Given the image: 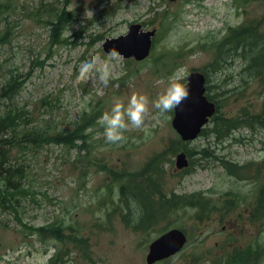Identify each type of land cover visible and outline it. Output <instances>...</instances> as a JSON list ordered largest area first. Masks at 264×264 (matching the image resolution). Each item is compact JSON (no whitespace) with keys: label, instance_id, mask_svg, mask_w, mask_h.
<instances>
[{"label":"rangeland","instance_id":"rangeland-1","mask_svg":"<svg viewBox=\"0 0 264 264\" xmlns=\"http://www.w3.org/2000/svg\"><path fill=\"white\" fill-rule=\"evenodd\" d=\"M0 4V33L6 34L0 41V88L10 76L18 77L22 84L12 101L1 99L0 113L15 105L25 111L28 121L44 123L48 119L53 131L71 128L84 111L97 109L98 102L102 106V113L88 130L85 148L30 144L14 149L7 158L12 167L23 172L20 191H24L16 201L23 221L37 226L62 221L88 238L92 257L69 242L62 264H147L149 244L160 235L158 228L163 222L156 227L134 228V214L125 221L123 214L128 209L123 206L121 213L116 201L125 184L120 178L155 163L161 155L159 183L164 188L183 194L203 192L207 197H221L223 203L231 192L245 198L229 207L231 213L223 221V210H213L203 223L178 207L176 211L185 214L182 220L190 229L186 231L188 243L155 264H212L213 258L226 257L234 246L245 249L256 242L264 246V218L256 222L250 219L261 196L258 185L264 181V168L262 177H255L257 166L264 161V127L238 128L224 138L209 131L182 143L171 123L173 111L165 119L151 106L177 69L185 74L183 83L191 71L200 69L207 71L211 93L217 99L231 95L222 101L221 112L230 116L243 106L259 111L264 83L254 74L253 57L259 53V45L264 46L263 35L260 42L259 38L241 41L237 50L219 45L231 29L233 34L234 29L247 28L259 20L264 26V0H0ZM51 7L73 13V19L65 23L63 41L53 46L51 26L46 22ZM165 12L175 13L174 25L161 36V25L171 22ZM134 23L146 30L156 29L150 54L141 61L115 52V58L110 59L103 44L115 49L118 43L110 41L126 35ZM135 39L138 48L145 45V36ZM158 55L163 58L155 62ZM93 56L98 65H112L107 85L95 71L84 80L78 79L82 62ZM220 85L227 90L225 95H218ZM133 93L149 98L144 124L137 129L129 122L126 139L110 144L98 120L116 99L127 104ZM213 124L212 120L207 127ZM203 148L213 154L201 164L193 163L187 155L191 160L187 171L176 170L179 152H200ZM199 156L196 153L193 158ZM221 159L246 163L248 167L240 170L245 177L239 178V171L230 173ZM126 197L131 198V194ZM21 230L15 210L0 205V264H36L38 257L53 258L59 246L55 239L41 242L35 240L37 234L24 236Z\"/></svg>","mask_w":264,"mask_h":264},{"label":"trees","instance_id":"trees-1","mask_svg":"<svg viewBox=\"0 0 264 264\" xmlns=\"http://www.w3.org/2000/svg\"><path fill=\"white\" fill-rule=\"evenodd\" d=\"M242 1V0H241ZM244 2L247 0H243ZM2 5L0 4V7ZM69 6V4H65ZM167 17H170L169 25H161V29L158 35H166L169 29L174 25V14L165 12ZM73 19V13L71 9L60 8L54 11V7L48 9L46 22L51 26L50 39L51 46L58 45L63 41L62 35L65 28V23ZM239 27V26H238ZM240 29V31H239ZM248 29L249 28H245ZM242 27L234 29V33L227 38L221 39L219 47L228 46L229 50H237L241 43ZM6 39V34L0 33V41ZM228 44V45H226ZM165 52L164 54H168ZM161 58L155 57V62H158ZM253 66L255 68L254 74L256 77H260L264 83V57L261 59V65L258 59L253 58ZM22 87L21 81L16 76H10L6 83L0 88V101L1 99H12L20 92ZM220 91L218 95H225L227 90L223 85H220ZM210 88L209 96L214 98L217 102V112L213 118V126L207 127L203 130V133L209 132L214 134L217 138H224L229 136L233 131L238 128L248 127L251 129L257 127H264V100L262 102L261 109L259 111H253L249 106H243L238 112L233 115H226L221 112L223 100L229 99L231 95L226 96L224 99H217L215 94L211 93ZM102 113V106L98 102L97 109L91 111H84L77 121L73 122V126L68 129L50 130L48 119L43 123L42 121L32 122L28 121L25 117V111L19 107L13 105V107L6 108L0 113V146H2V152L0 154V205L3 207H9L15 210L18 222L24 232V236H32L37 234L35 240L41 242L46 241L49 238L55 239L59 246L53 258L50 260V264H62L66 261L65 256L69 253L68 243H72L84 252V255L91 258L89 252L88 238L76 233L78 228L73 225H65L62 221H53L51 223L37 226L27 221H23V217L20 216L17 203L19 194L24 191H20L21 187L20 179L23 177V172L20 168L17 170H11L10 168L4 169L2 164L4 160L10 162L7 158L13 153L14 149L23 148L26 145H43L48 143H58L73 147L85 148V138L89 128L95 125L96 118ZM175 147L172 145L171 148ZM207 148H203L200 152H189L192 157V162L201 164L203 159H206L209 154H213V151L207 152ZM196 153H200L198 158H193ZM215 154V153H214ZM163 158L161 155L154 163L149 162L140 171L131 174L129 176L120 178L125 181V184L121 185L119 198L116 201L118 209L123 213L125 206L128 211L123 214L125 221H130L129 215L134 214V228L144 227L147 228L150 225H158L163 222V226L158 228V233L164 232L169 228L178 227L182 230L190 231L189 226L182 220L184 213L177 212L178 207H182L186 214L194 216L196 220L203 223H207L209 216L213 210H223V217L221 221L226 219L230 211L229 207L238 203L245 198L243 194L237 192H231L229 198H226L224 203L221 197L212 198L207 197L203 192H194L191 194L177 193L173 189H166L159 185V177L162 175L163 169L159 164V161ZM221 163L228 169L230 173H237L239 171V178L245 177L240 174V170L247 168V164H239V162L230 159H221ZM264 168V161L261 162L256 168L255 177L257 180L262 177L261 171ZM187 171V169L185 170ZM113 175L116 177L115 170H112ZM260 194L257 204L253 208V214L250 219L254 222L264 218V181H260ZM173 191L171 194L169 192ZM127 193L131 194V198L126 197ZM114 204V203H113ZM191 210L194 212L192 213ZM68 229L70 231H68ZM187 233V232H186ZM195 232H193V235ZM190 238V237H189ZM257 246L264 248V246L256 242L250 244L247 248H235L228 257H222L215 260L214 264H257L261 261V252ZM205 253L200 256L204 257Z\"/></svg>","mask_w":264,"mask_h":264},{"label":"water","instance_id":"water-1","mask_svg":"<svg viewBox=\"0 0 264 264\" xmlns=\"http://www.w3.org/2000/svg\"><path fill=\"white\" fill-rule=\"evenodd\" d=\"M126 35L113 39L110 42L118 43L112 50L108 44H104L107 51H114L123 54L125 57L135 56L137 59L145 58L150 51L151 37L155 30L144 31L139 23L132 24ZM136 36H145V45L137 47ZM205 74L201 71H193L188 76L186 83L189 96L181 106L175 109V116L172 120L173 126L181 134L183 140H191L198 136L203 125L209 120V117L216 111V105L205 95ZM189 159L185 152L177 155L176 165L178 168L188 166ZM186 233L173 227L159 235L149 244V250L146 256L147 264H153L156 261L174 255L180 251L187 243Z\"/></svg>","mask_w":264,"mask_h":264},{"label":"clouds","instance_id":"clouds-1","mask_svg":"<svg viewBox=\"0 0 264 264\" xmlns=\"http://www.w3.org/2000/svg\"><path fill=\"white\" fill-rule=\"evenodd\" d=\"M115 58V53H110V59ZM93 71L99 74L100 81L107 85L112 78V65L109 62H104L98 65V58L93 56L89 60L82 62L79 69L78 79L84 80ZM185 74L182 69H177L170 77L165 90L151 102V106L158 110L161 117L167 119L166 114L172 112L189 96V90L185 83ZM149 98L142 93H133L127 101V104L119 99H116L110 109L99 118L98 123L104 129V137L110 144H119L126 138L124 132L131 126L141 129L145 117L149 112ZM147 133V130L145 129ZM51 259L50 255H44L37 258L36 264H48Z\"/></svg>","mask_w":264,"mask_h":264},{"label":"bare ground","instance_id":"bare-ground-1","mask_svg":"<svg viewBox=\"0 0 264 264\" xmlns=\"http://www.w3.org/2000/svg\"><path fill=\"white\" fill-rule=\"evenodd\" d=\"M8 100H9V101H12L13 98H12V99H8ZM10 107H13V106L10 105ZM10 107H9V108H10ZM1 152H2V146H0V154H1ZM2 164H4V165H3V166H4V167H3L4 169H6V168H10L11 170H17V169H18V168H14V167H12V166H11V163H10V162L8 163L6 160H4V162H3Z\"/></svg>","mask_w":264,"mask_h":264},{"label":"flooded vegetation","instance_id":"flooded-vegetation-1","mask_svg":"<svg viewBox=\"0 0 264 264\" xmlns=\"http://www.w3.org/2000/svg\"><path fill=\"white\" fill-rule=\"evenodd\" d=\"M261 19H263V15H261ZM263 32H264V26L261 24L259 25V28H258V36L261 37Z\"/></svg>","mask_w":264,"mask_h":264}]
</instances>
